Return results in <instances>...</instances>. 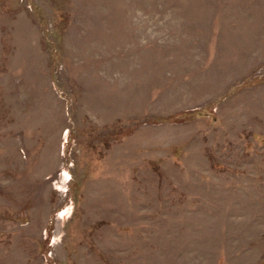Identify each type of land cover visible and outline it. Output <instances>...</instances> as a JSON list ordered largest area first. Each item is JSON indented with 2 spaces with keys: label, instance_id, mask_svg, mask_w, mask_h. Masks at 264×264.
I'll use <instances>...</instances> for the list:
<instances>
[{
  "label": "rangeland",
  "instance_id": "obj_1",
  "mask_svg": "<svg viewBox=\"0 0 264 264\" xmlns=\"http://www.w3.org/2000/svg\"><path fill=\"white\" fill-rule=\"evenodd\" d=\"M0 264H264V0H0Z\"/></svg>",
  "mask_w": 264,
  "mask_h": 264
}]
</instances>
